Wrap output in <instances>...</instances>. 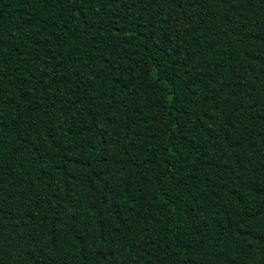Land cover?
<instances>
[{
  "label": "trees",
  "instance_id": "16d2710c",
  "mask_svg": "<svg viewBox=\"0 0 264 264\" xmlns=\"http://www.w3.org/2000/svg\"><path fill=\"white\" fill-rule=\"evenodd\" d=\"M0 264H264V0H0Z\"/></svg>",
  "mask_w": 264,
  "mask_h": 264
}]
</instances>
